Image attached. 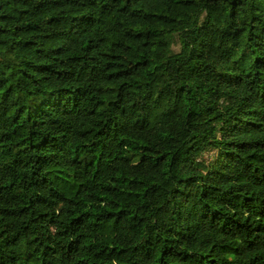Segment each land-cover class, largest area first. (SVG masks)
Segmentation results:
<instances>
[{
    "label": "trees",
    "instance_id": "1",
    "mask_svg": "<svg viewBox=\"0 0 264 264\" xmlns=\"http://www.w3.org/2000/svg\"><path fill=\"white\" fill-rule=\"evenodd\" d=\"M0 264H264V0H0Z\"/></svg>",
    "mask_w": 264,
    "mask_h": 264
}]
</instances>
